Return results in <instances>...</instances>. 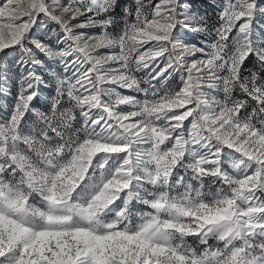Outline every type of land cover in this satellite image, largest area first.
<instances>
[{
	"label": "snow or ice",
	"instance_id": "6c2138e0",
	"mask_svg": "<svg viewBox=\"0 0 264 264\" xmlns=\"http://www.w3.org/2000/svg\"><path fill=\"white\" fill-rule=\"evenodd\" d=\"M118 6L0 0V264H264V0Z\"/></svg>",
	"mask_w": 264,
	"mask_h": 264
},
{
	"label": "rangeland",
	"instance_id": "374dc122",
	"mask_svg": "<svg viewBox=\"0 0 264 264\" xmlns=\"http://www.w3.org/2000/svg\"><path fill=\"white\" fill-rule=\"evenodd\" d=\"M193 2H194L193 10H199L202 15H206L208 17V21L210 24L216 20V11L212 7L208 6L209 0H193ZM131 4H133V0H119V6L116 9L117 16L122 15L123 8L125 5H131ZM49 27L51 29V28H54L55 25H50ZM33 34L37 35V37L42 40H50V37L44 31L37 32V30L34 29ZM185 35L187 36L188 41L190 43H196L197 45H199L200 40L204 38L201 35L187 33V32L185 33ZM8 75L10 78L8 80L7 85H5V87L9 89V95L7 97H0V104H11L12 98L17 91V86L15 83L16 75L13 72H9ZM178 80H179V77H176L175 79L171 80V85L175 87ZM124 91H127V90H124ZM209 243L214 244L215 242L209 241Z\"/></svg>",
	"mask_w": 264,
	"mask_h": 264
}]
</instances>
